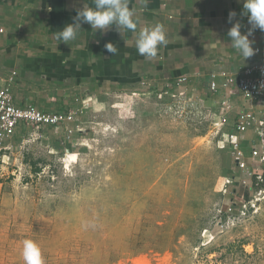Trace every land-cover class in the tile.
<instances>
[{
    "label": "rangeland",
    "instance_id": "374dc122",
    "mask_svg": "<svg viewBox=\"0 0 264 264\" xmlns=\"http://www.w3.org/2000/svg\"><path fill=\"white\" fill-rule=\"evenodd\" d=\"M234 97L229 109L199 97L169 109L152 92L114 94L98 113L75 115L71 127L82 131L69 136L26 126L7 134L0 264H25V240L44 264H264V162L250 154L257 129L240 141L247 171L233 172L219 143L239 111L264 120V107Z\"/></svg>",
    "mask_w": 264,
    "mask_h": 264
},
{
    "label": "crops",
    "instance_id": "0c3cea01",
    "mask_svg": "<svg viewBox=\"0 0 264 264\" xmlns=\"http://www.w3.org/2000/svg\"><path fill=\"white\" fill-rule=\"evenodd\" d=\"M83 5L94 7L93 0H0V84L13 77L10 92L16 107L98 113L111 95L155 93L180 76H188L190 92L206 105L227 100L231 107L237 102L234 96L241 97L234 88L222 87L221 74L238 76L261 59L255 53L243 60L227 37L230 11L237 13L242 33L250 27L240 16L243 0H129L135 30L120 33L113 25L93 32L82 23L75 40L58 42L55 34ZM157 24L163 25L168 43L149 59L138 53L135 41L139 31ZM249 39L255 50L263 47L264 31L255 29ZM107 42L115 44V55L106 51ZM212 80L216 92L209 88ZM74 129L82 131L80 125Z\"/></svg>",
    "mask_w": 264,
    "mask_h": 264
},
{
    "label": "built area",
    "instance_id": "2783aa9c",
    "mask_svg": "<svg viewBox=\"0 0 264 264\" xmlns=\"http://www.w3.org/2000/svg\"><path fill=\"white\" fill-rule=\"evenodd\" d=\"M255 53L261 59L254 64H251L243 69L238 76L222 73L223 78L222 87L225 89L234 88L236 93L242 100L264 106V46L257 48ZM14 75V73H13ZM212 75V79H214ZM13 77L10 76L6 80V84H0V143L5 136L18 128L19 126H26L32 128H53L64 129L67 136H69L75 129L72 124L75 122V113L68 111L65 113H42L33 105H25L23 107H16L13 104V98L10 92V85ZM188 76H180L173 82L168 83L163 89L155 92L157 99L162 100L168 98L170 100L167 107L172 108L171 102L174 106L177 104H187L193 106L196 103L195 98L187 84ZM209 88L216 92V83L211 81ZM220 106L226 109L230 108L227 100L220 102ZM220 123V128L223 126ZM257 129L258 137L252 140L251 144V158H257L260 162H264V120L258 119L252 110H241L235 116L232 128L228 132L221 134L219 143L221 148L225 146L231 149V168L234 170L247 171L246 157L240 145L242 136L247 130L254 126ZM78 130V129H77ZM262 149V150H261ZM260 178V176H257ZM223 191L226 193L228 187L234 183L235 177H225ZM239 185L245 186L246 180H239ZM230 193V191H229Z\"/></svg>",
    "mask_w": 264,
    "mask_h": 264
},
{
    "label": "clouds",
    "instance_id": "9594fccd",
    "mask_svg": "<svg viewBox=\"0 0 264 264\" xmlns=\"http://www.w3.org/2000/svg\"><path fill=\"white\" fill-rule=\"evenodd\" d=\"M143 2L146 4L147 0ZM93 4L94 7L83 5L76 9L72 22L66 23L55 34L58 42L68 44L69 41L75 40L82 29V23L89 24L93 32L99 30L101 33L108 31L113 25L120 33L122 29H136L135 13L129 7V0H93ZM48 10L51 11V9ZM236 16L235 11H230L228 14V21L232 26L227 31V37L231 41V47L245 60L255 54L252 46L254 41L249 37L257 28L264 31V0H243L240 16L246 17L250 25L246 33L241 32L242 25L240 20H235ZM167 43L163 25L157 24L139 31L135 46L141 56L151 59L157 56L159 46ZM104 47L111 55H115L118 51L115 44L111 42L105 43ZM23 258L25 264H44L40 247L32 240L24 241Z\"/></svg>",
    "mask_w": 264,
    "mask_h": 264
},
{
    "label": "bare ground",
    "instance_id": "6f19581e",
    "mask_svg": "<svg viewBox=\"0 0 264 264\" xmlns=\"http://www.w3.org/2000/svg\"><path fill=\"white\" fill-rule=\"evenodd\" d=\"M73 157H74V153H68L67 154V159H73Z\"/></svg>",
    "mask_w": 264,
    "mask_h": 264
},
{
    "label": "trees",
    "instance_id": "16d2710c",
    "mask_svg": "<svg viewBox=\"0 0 264 264\" xmlns=\"http://www.w3.org/2000/svg\"><path fill=\"white\" fill-rule=\"evenodd\" d=\"M230 165H231V163H230Z\"/></svg>",
    "mask_w": 264,
    "mask_h": 264
}]
</instances>
